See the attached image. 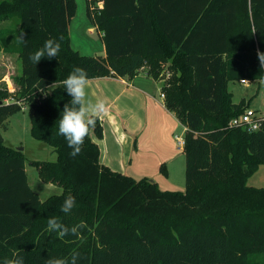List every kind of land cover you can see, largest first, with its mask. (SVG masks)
Instances as JSON below:
<instances>
[{
  "label": "trees",
  "instance_id": "1",
  "mask_svg": "<svg viewBox=\"0 0 264 264\" xmlns=\"http://www.w3.org/2000/svg\"><path fill=\"white\" fill-rule=\"evenodd\" d=\"M76 14V0H0V55L16 54L21 68L16 93L0 87V128L28 107L33 138L59 155L30 164L42 182L62 188L42 200L24 152L0 131V261L19 252L24 264H44L79 252L78 264H249L264 254V188L247 184L264 164V118L258 130L231 127L249 103H235L229 89L264 80V0H102L101 9L88 0L104 59L73 49ZM48 39L60 43L58 57L33 64L29 56ZM76 66L89 79L132 80L143 67L164 79V105L186 128L185 191L102 164L91 139L92 131L103 138L100 119L82 152L69 155L58 120L71 99L62 81ZM160 171L168 175L164 164ZM69 194L76 206L65 214ZM53 216L84 227L60 237L48 229Z\"/></svg>",
  "mask_w": 264,
  "mask_h": 264
},
{
  "label": "crops",
  "instance_id": "2",
  "mask_svg": "<svg viewBox=\"0 0 264 264\" xmlns=\"http://www.w3.org/2000/svg\"><path fill=\"white\" fill-rule=\"evenodd\" d=\"M70 33L71 45L81 55L106 58L102 33V46L98 49L100 51L92 52H88V44L84 40L75 44L72 23ZM164 84V79H153L147 74V67H143L132 80L121 77L89 79L85 99L86 104L102 100L108 107L107 114L99 117L103 138L99 139L91 132V139L99 148L102 164L132 177H141V173L149 174V168L155 166L158 171L148 177L152 179L164 164L168 172L165 177L172 188H175L169 182L170 166L175 163L178 151L181 150L174 145L169 124L172 119L179 120L166 109L163 100H158Z\"/></svg>",
  "mask_w": 264,
  "mask_h": 264
},
{
  "label": "rangeland",
  "instance_id": "3",
  "mask_svg": "<svg viewBox=\"0 0 264 264\" xmlns=\"http://www.w3.org/2000/svg\"><path fill=\"white\" fill-rule=\"evenodd\" d=\"M76 3L77 14L72 21L74 42L75 44L77 42L80 44L84 40L86 41L84 43L88 44V52H92L93 50L100 51L98 49L102 46L101 32L89 18L88 0H76ZM87 50L85 49V53H87ZM20 71V61L16 54L2 53L0 55V76L2 78L0 80V87L7 88L11 94L16 93L17 86L15 85L14 78L19 75ZM229 89L233 94L235 103H239L242 99H245L251 109L264 111V80L249 81L247 84H243L241 81L231 82ZM158 100L161 102L163 100L160 95L158 96ZM169 129L175 142L174 145L178 147L176 136L178 135L184 140L186 133L185 127L179 121L172 119V123L169 124ZM0 131L7 146L14 149H23L26 157L29 183L34 191L40 195L41 199L44 200L51 195L61 194V187L42 182L38 177L36 168L30 164L32 161L42 160L57 162L59 155L50 145L33 138L29 108L25 107L22 111L10 117L7 121L6 128L1 127ZM174 162L170 166L169 182H172L175 188H172L167 181V177L160 170L158 175H154L155 178L150 179L157 182L162 190L185 191L186 160L184 150L178 151V158ZM148 171L149 174L141 173V177H134L136 179L151 177L150 175H153L152 173L156 171L155 166L149 168ZM247 184L257 188H264V164L260 165L257 171L248 178ZM249 264H264V254L252 255Z\"/></svg>",
  "mask_w": 264,
  "mask_h": 264
},
{
  "label": "clouds",
  "instance_id": "4",
  "mask_svg": "<svg viewBox=\"0 0 264 264\" xmlns=\"http://www.w3.org/2000/svg\"><path fill=\"white\" fill-rule=\"evenodd\" d=\"M25 33L21 31L17 39L25 42ZM61 45L55 39H48L39 50L29 56L33 64L39 63L43 58L51 60L57 58L60 53ZM261 63L264 64V54L260 55ZM89 83L87 71L79 66L72 69L66 79L62 81V85L67 95L71 98L69 103L64 105L62 114L58 124V135L64 137L67 146L72 150L69 155L72 157L78 156L84 146V142L90 131L97 126L99 117L106 115L108 107L102 100H97L95 103L86 104V87ZM76 206V198L69 194L65 197L61 205V211L69 214ZM48 229L58 233L60 237L66 235L77 234L79 228L84 225L73 226L71 228L64 225L58 217L48 218ZM82 257L79 252H73L70 257H49L44 261V264H78ZM0 264H24V257L19 252H14L12 258H5L0 261Z\"/></svg>",
  "mask_w": 264,
  "mask_h": 264
},
{
  "label": "built area",
  "instance_id": "5",
  "mask_svg": "<svg viewBox=\"0 0 264 264\" xmlns=\"http://www.w3.org/2000/svg\"><path fill=\"white\" fill-rule=\"evenodd\" d=\"M92 8H102V0H89ZM248 80H241V83L247 84ZM164 98V95L161 94ZM264 118V111L254 110L250 107L246 108L242 114L233 118L230 122L231 127H244L250 131L258 130L261 125V120ZM178 148L184 150L185 140L180 136H176Z\"/></svg>",
  "mask_w": 264,
  "mask_h": 264
},
{
  "label": "water",
  "instance_id": "6",
  "mask_svg": "<svg viewBox=\"0 0 264 264\" xmlns=\"http://www.w3.org/2000/svg\"><path fill=\"white\" fill-rule=\"evenodd\" d=\"M19 150L23 151V149H22V148H21V149H19Z\"/></svg>",
  "mask_w": 264,
  "mask_h": 264
}]
</instances>
